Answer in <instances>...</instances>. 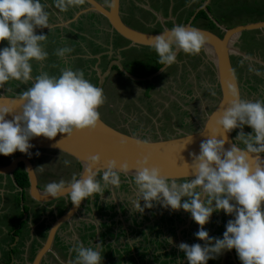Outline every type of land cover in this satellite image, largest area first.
<instances>
[{
    "label": "clouds",
    "instance_id": "1",
    "mask_svg": "<svg viewBox=\"0 0 264 264\" xmlns=\"http://www.w3.org/2000/svg\"><path fill=\"white\" fill-rule=\"evenodd\" d=\"M83 3L84 0H55L61 12ZM45 9L41 0H0V41L8 42V46L0 48V88L10 80L25 84L33 81L16 99L19 112L0 105V154L5 156L16 151L31 156L29 150L34 145L29 141L33 137L51 140L58 133L71 137L74 132L94 131L100 122L98 109L106 102L103 89L87 80L83 70L69 67L61 69L59 76L42 71L33 77L31 61L42 62L48 57L42 44L47 35L35 33L36 28H49V13ZM205 44L206 37L199 29L177 24L152 36L150 47L157 53L158 63L169 67L176 63L177 50L195 56ZM71 52L72 48L61 47L55 54L63 58ZM229 96L228 106L215 120L212 135L201 141L199 154L189 153L194 178L177 183L163 175L158 166L150 165L148 155L136 162L137 198L133 201L136 211L143 213L158 202L171 210L189 212L200 226L194 235L204 241L203 245L184 242L178 245L188 264H207L223 250L233 248L242 264H264V159L260 158L264 153V101L243 99L234 86H230ZM6 114L12 119H6ZM245 125L252 129L251 133L243 131ZM238 128L241 131L236 139L244 147L233 143L225 149L226 134ZM218 134L221 139H217ZM189 137L186 144L192 142ZM133 141L137 147L149 145L146 139L133 138ZM126 144L127 139H121L120 146ZM100 159L99 154L90 156L80 178L74 175L68 182H49L45 192L57 198L67 189L70 201L79 209L82 200L97 193L103 195L109 186L119 187L120 173H127L129 164L125 161L118 166L116 160L109 159L105 167H96ZM63 163L67 166L70 161ZM101 171L103 184L97 179ZM183 197L187 199L182 201ZM219 210L234 219L227 221L223 238L210 237L204 225ZM99 245L93 249L77 242L70 249L76 253L73 264H101Z\"/></svg>",
    "mask_w": 264,
    "mask_h": 264
},
{
    "label": "rangeland",
    "instance_id": "2",
    "mask_svg": "<svg viewBox=\"0 0 264 264\" xmlns=\"http://www.w3.org/2000/svg\"><path fill=\"white\" fill-rule=\"evenodd\" d=\"M155 0H141V4L146 5L147 8H152L154 10V8H157L158 5L156 6V2H154ZM201 0H194V2L191 3H187V1H182V0H176L175 2H172L173 5L171 7V14L170 16H172L173 18H177L178 20H182L183 17L189 15L190 11H192L194 9V7L200 2ZM132 2V1H131ZM131 2H127V0H122L123 3V9H125L127 11V20H129L133 26L136 27H142L139 23L134 21V17L133 14H136L138 16L139 11H141V9L139 8V6L134 7L133 3ZM138 3H140L139 1H137ZM209 5V12L210 14H212L216 19H218L219 22H221L222 24H224L225 26H234L237 24H245L248 22H254V21H258L261 19H264V0H207L206 1ZM127 3V6H126ZM148 3V4H147ZM126 7V8H125ZM161 8V7H160ZM167 9H165L166 12ZM150 19H152L151 15ZM128 21V22H129ZM203 25H205L203 23ZM214 31H218L217 28H213ZM220 32V31H219ZM254 38H253V37ZM264 32L261 33H255L254 35L251 34V32H243L239 37H238V46L239 49L245 54L248 55L250 58L249 59H254L255 61L259 60L257 57L250 55L249 53L255 54L256 56H261L262 58H264V45L262 44V42H264ZM50 42L54 45V50L61 48V47H68L70 46L71 48H74V46L72 45L71 42H69V44L65 43L63 39H61L59 37V34H57V37L53 38V35L50 36ZM1 44H5V46H8V42L7 41H0V45ZM68 45V46H66ZM148 50L145 51H141L139 54V58L137 59V63L133 64V69L132 72L134 73V75L142 77L145 74H148V72H150L151 70L149 69V66H153L155 67L158 64V59L156 57L153 56H148L149 54L147 53ZM201 53H203L201 51ZM55 54V53H54ZM203 55V54H201ZM188 55L185 54L183 51L180 52L177 56V60L183 63V75L188 76L189 74V70H192L191 72H193L195 74V82H197V77H201L202 74L204 76H202L200 78V83L203 84V90H199L200 92V96H202L201 98H203V100L205 101V112L207 113L213 106V104H215L217 97H218V90L215 87V83H214V78H213V70H212V65L210 63V61L207 60V58L203 55ZM55 56H57L55 54ZM114 56L116 57H120L122 60L125 59V55L121 54V52L119 54L114 53ZM197 57H199L200 61V69H192L191 67V63L192 60L197 61ZM202 57L204 60H202ZM56 58V57H55ZM53 59L54 61H49V66L50 68H52V70L54 71L53 68H56V66L59 64V62H57L56 59ZM244 60H246L244 58ZM243 60V58L241 56H238L237 54L232 56V61H233V65L235 68V72L240 84V92H241V98L243 99H248V100H262L264 101V61L260 60L261 62H263V65H261V67L258 68H254V66H252L250 63H246ZM56 61V62H55ZM32 63V72L34 76L38 75V67L40 62H37L35 60L31 61ZM247 64H249L252 68V70H247ZM79 65V63H78ZM189 67V69H188ZM174 70H176V67H172L171 71L168 72H163L162 74L158 75V79H152V83L157 84L158 82L160 84H164L166 83V80L168 77H172L175 75V73H171V72H175ZM212 70V71H211ZM212 72V73H211ZM140 73V74H138ZM117 75H119V73L117 72ZM122 79V80H121ZM121 79H117L115 78V82L110 79V84H112L113 86H117V88H119L118 90L115 89L116 92L118 91H126L127 92V88L126 87H122L116 83H124V84H129L130 81L128 80V77H121ZM191 79V77L189 78ZM185 81V80H184ZM14 80H10L6 85L9 87V85L11 86L10 91L11 92H17L20 91V88L23 87V85H21V83H14ZM138 83L141 84V81H136ZM193 82H191L192 84ZM136 85V87L141 86V85ZM143 84V83H142ZM135 86V85H134ZM143 86L145 87V85L143 84ZM197 87V86H196ZM107 88H109L110 90L112 89V87L110 85L107 86ZM143 89V87H142ZM197 89V88H196ZM115 91L113 90L112 94L115 93ZM211 91L215 92V95L211 94ZM201 92H204V94L201 95ZM138 96L139 93H138ZM151 97L152 99L150 100V98L145 97H141L139 98V100H137L135 98V103L133 104L132 102L126 100L124 98L123 95H119L117 96V98L119 99L118 101H114L113 103H118V104H122L123 106V112L131 115L134 114L138 123L136 124V127L132 128V126H129V130L135 132V133H141V132H145L148 130L149 135H153V128H154V124L158 125V128L162 129L164 132V137H168L171 135H177L179 134V131L177 130V128L183 127V129H185L186 131L192 130L194 129L196 123H197V118L199 116V114H201L203 112V107L204 104L201 101H198L197 99L193 101V98L190 96L189 100H184V102H188L190 105L191 110L194 109V111L196 112L195 114L198 115L196 116V118L194 119V121L191 124H185L183 122V116L181 115V110L182 108L180 107V105L177 104V106H171L170 104L167 105L166 102L167 98L166 95H162L161 92H159L158 94H155L154 92H151ZM196 97V96H195ZM205 98V99H204ZM181 99V98H180ZM161 103L163 105H161ZM112 104L111 108H114ZM119 106H116V110ZM115 109V108H114ZM115 110V111H116ZM200 110V113H198V111ZM101 111V110H100ZM200 124V123H199ZM153 127V128H152ZM180 130V129H179ZM241 131V129H234L232 132V135L234 137V140L241 145L242 147L243 144L236 139L237 133ZM243 131L245 133H251L252 129L248 126L245 125L243 127ZM51 153L56 157V162H51L54 163V168H53V172L51 174V172H49V174H46L43 176V178H45V185L48 184L49 182H59L60 180H64L65 182H68L72 179V177L74 175H76V163L73 162L72 158H70L69 156L61 153V152H57V151H51ZM64 160H68L70 161V164L65 166L63 161ZM69 167V168H68ZM51 168V167H50ZM50 175V176H49ZM177 182V181H176ZM177 183H181V182H177ZM10 187V185H9ZM123 191V192H122ZM136 186L131 185V187H124V188H120L118 190H116V192L113 194V196H116V193H119L120 195H122L121 197L124 196V199L122 200L124 202L125 205V211L126 214L129 215V212H133V214H135L136 209L133 207V201L136 200ZM108 196L106 195H99V199L104 200L106 199ZM184 199H187L186 197L182 198V201ZM95 203V201H94ZM100 203V202H99ZM141 206H143L144 202L143 200L140 201ZM94 205V204H93ZM91 206V204H90ZM94 209H96L97 211H102L104 213H107L106 217L109 218L110 214L108 213V210L111 209V207L109 208V206H98V204H96L94 206ZM113 209V208H112ZM62 209H60L61 211ZM79 211H82L83 208L78 209ZM148 210H153L152 214L149 213ZM179 211H183V209H180ZM171 212L170 208H165L162 207L161 205H159L157 207V203L154 202V206L152 208H145L144 209V213H149V220H145L142 222H144L140 227L144 226V227H149V231H147V233L151 234V238H146L143 239V241L145 242V248L143 249L142 253L139 255L140 257H145L146 259L150 258V254L152 251H150L151 249H159L157 251H155L154 254V264H176V260L179 257V260L182 262L183 259L186 257L184 252H182L181 250L179 251V254L177 256V250H170V251H166L165 248L167 245H165L164 242L158 240V239H153V236H157L159 235V230L165 232V224L163 223L165 216H169V213ZM172 212H174V219H172V223H174L173 221L178 220L179 218H177V210H173ZM181 214V213H180ZM151 215V216H150ZM221 216V217H220ZM161 217V218H160ZM182 220H178L179 223H174V231L173 232H181L179 229H182V232H184V229L189 231V232H193L194 229L196 228H200L199 225L195 222L192 221V217L191 214L189 212H186L185 214H182ZM221 218V222L219 224V226H217V222H218V218ZM234 219V216L232 215H226L225 212L223 213V210H219V211H214L210 217V220L207 224L204 225V229L206 231H208L209 235L212 233L213 235H211L210 237H215V238H222L223 237V233L226 230V223L229 219ZM73 219H75V217H71L70 223L73 221ZM192 219V220H191ZM129 220V217L127 218V221ZM192 222H191V221ZM165 221H171L169 220V218ZM152 222H155V225H158L159 223H162L159 225L158 227H155L154 224H150ZM171 223V222H170ZM169 223V224H170ZM136 225V222L134 223ZM94 224L93 226L90 227V229H94ZM133 226V225H132ZM137 226V225H136ZM150 226H154V227H150ZM187 226V227H185ZM101 238H102V247L104 248V242L106 237L108 236V234L112 233V223H108L107 220H103L101 225ZM184 228V229H183ZM66 231H69L70 228L67 226L65 227ZM213 230V231H212ZM143 231V230H140ZM77 231H73L71 232L68 236H70L71 238L76 239L77 238ZM197 231H194V233H196ZM78 233V232H77ZM91 233H95V231H92ZM194 233H192L193 235V239H192V235H184L183 237H177L176 235H173L174 239H171V244H173L175 247H178V245L182 242L187 243L189 245H192L194 243H200L201 245L204 244V241L199 240ZM165 235V237H167V234H162L157 236L156 238H159L160 236ZM180 235H182L180 233ZM121 236V234H117V236L114 238L115 242L113 244H116L117 242H119V237ZM60 237V236H59ZM146 237V236H144ZM109 239V238H108ZM190 239V240H189ZM192 239V240H191ZM83 240L86 241L87 237L86 235L83 236ZM109 244H107V248H108V252L110 253V259L113 260L115 257L117 258L116 261H114V264H123L122 259L128 255V251L127 249L125 250L124 253L118 251V250H114L112 251L110 248L111 243L108 242ZM62 244V248L61 250L63 251V256L59 255L58 258H55V260H57V264H73V262L75 261V257H76V253L73 251V258H71V260L69 258H67V254L69 252H65L64 250V246L65 243H61ZM64 247V248H63ZM161 248V249H160ZM66 249V248H65ZM70 250V249H68ZM130 251H132V249L130 248ZM159 252H162V254H158ZM234 253L237 255V259L235 257H233ZM102 254V253H101ZM108 253L105 254V257L107 258ZM137 254V253H136ZM133 257H135L134 255H132ZM158 256V257H157ZM102 258V263L106 264V259ZM160 257H162L163 259H160ZM113 258V259H112ZM54 261V257H52L50 254H47L45 261V264H50V261ZM60 260V261H58ZM119 260V262H118ZM219 260V263H218ZM227 260L230 262L232 261L233 264H242V261H240L238 254L236 252V250L233 248V250H223L221 254H219L215 259L214 262L215 264H231L229 262H227ZM133 262H134V258H133ZM213 261H207V264H213ZM113 264V263H111ZM135 264H137L135 262ZM184 264H188V261L185 260Z\"/></svg>",
    "mask_w": 264,
    "mask_h": 264
},
{
    "label": "water",
    "instance_id": "3",
    "mask_svg": "<svg viewBox=\"0 0 264 264\" xmlns=\"http://www.w3.org/2000/svg\"><path fill=\"white\" fill-rule=\"evenodd\" d=\"M84 5H86V10L101 15L107 22L111 32L127 40L129 45L150 46L152 36L158 35L161 32H166L176 25L174 24L172 27L163 26L161 30L156 32H145L134 29L121 19L119 0H108L106 4H102L98 0H84ZM203 11L220 33L208 28L193 25L192 19L195 13L183 25L199 29L206 37V44L201 51L213 67L212 72L215 87L218 90V97L215 104H213L202 122L198 125L197 129L189 132H179L177 135L168 137L160 135L149 137L118 126L100 114V122L94 131L89 132L84 130L74 132L71 137H65L66 134L58 133L57 136L51 140L43 136L33 137L29 141V143L34 145L31 149L54 150L69 156L79 165V170L76 175L77 178H80V176L84 174L85 168L89 163V157L96 154H99L101 157L96 167H105L109 159L116 160L118 166L119 163L126 161L129 164V171L127 173L121 172L120 175L129 180L134 179L136 162L145 155L149 156L150 165L158 166L162 170V174L170 177V179L178 181L181 179L187 180L194 178L189 166L191 164L189 153L199 154V145L201 141L206 140L212 135V130L216 127L215 120L228 106V101L231 99L229 96L230 86H234L241 96L239 82L233 68L232 56L237 54L242 58L254 60L249 59L250 57L239 49L237 45L238 37L243 32L264 29V19L227 27L212 17L207 8H203ZM178 51L179 50H177V52ZM257 61L261 64L263 63L259 60ZM115 64L123 75L136 81L150 80L161 72V68H165L163 65L153 73L139 77L123 69L118 62L115 61ZM103 77V74L99 76L97 87L101 88ZM19 95L20 94H5L0 92V105L13 107L16 112H19V101L16 100ZM6 119H12V116L6 114ZM232 132L233 130L226 134L227 140L225 142V149H229L233 143L242 147L234 140ZM189 136H191L192 142L186 144L190 138ZM123 138L127 139V144L121 147L120 141ZM133 138L146 139L149 141V145L146 147H137ZM221 138L222 137L218 134L217 139ZM252 155L255 156L256 154ZM260 158L264 159V153L260 154ZM18 161L24 163L29 181L30 196L40 202H47L55 199L48 195L45 189L36 188L35 176L31 164L24 156H16L9 162V165L0 166V173L9 172L11 175ZM93 170H95V168ZM99 174L102 175V171ZM67 196L69 195L66 189L64 194L59 197L66 198ZM77 210L78 208L71 202L68 209L56 218L54 222H51L45 241L36 250L29 264H39L41 258L51 250L53 233L57 226L71 219L73 214L77 213Z\"/></svg>",
    "mask_w": 264,
    "mask_h": 264
},
{
    "label": "crops",
    "instance_id": "4",
    "mask_svg": "<svg viewBox=\"0 0 264 264\" xmlns=\"http://www.w3.org/2000/svg\"><path fill=\"white\" fill-rule=\"evenodd\" d=\"M128 1H132L134 7L137 8V6H139V8L144 9L152 14L155 13L156 16L159 17V15L155 12L156 10L154 11L152 8L150 7L147 8L146 5L141 4V0H127V2ZM137 1H139L140 3H138ZM206 1L207 0L203 2L202 6L200 7V10L201 9L203 10V8H206V7L208 10L209 6ZM41 3L46 5L45 10L49 13V28H36L35 33L36 34L43 33L47 35V40L42 42V44H43L44 49L48 52V57L46 60L40 62L39 67H38V75L40 74V72L43 71V72H48L49 75L59 76L61 69L70 67L73 70H77V69L83 70L85 74V78L96 86L99 76L103 74L104 77H103L101 88L104 91L106 102L98 110L103 117L115 123L116 125L121 126L126 129H129V126H132V128L133 127L135 128L136 124L138 123V120L134 118L135 117L134 114L128 115L124 113L122 104H118L116 102L113 103L115 100L119 102V99L117 98V96L119 95L120 96L123 95L126 100L130 102L133 101L135 103L136 102L135 98L139 100V98L146 96L150 98L151 100L152 99L151 92H154L155 94H158L159 92H161L162 95L163 94L166 95V98L168 101L166 102L167 105L169 104L171 106H177V104L180 105V107L182 108L181 115L183 116V122L185 124H191L196 118V116H198L195 114L196 112L194 111V109L191 110L189 103L184 102V100H189L191 96L193 98V101L197 99L198 101H201L203 104L205 103L203 98H201L202 96H200V92H199V90L204 89L203 88L204 85L201 84L199 81L200 78L204 76L203 74L201 77L198 76L197 82H195V74L191 72L192 70L188 71L189 72L188 76H190L191 79H189L190 77L183 75L184 71H182V74L179 73V74H175L172 77H168L166 80V83L164 84H160L159 82L157 84L152 83V87L150 88H147V86L144 87L143 84H140L136 82V80H133L128 77V80L130 81L129 84L116 83L122 87L128 86L126 87L127 92L126 91L116 92L115 89L118 90L119 88H117V86L115 87L112 84H110V79H112L115 82L116 81L115 78L121 79V77H127V76L120 74L119 72H118L119 75H117V71L115 69L111 70L110 63L108 62V60H110V58L112 57V55H114V53L119 54L121 50L123 51L125 47L122 41L119 40V38H116L114 33L111 32L107 22L105 20H102L97 14L86 10L85 8L86 5H83V4L70 7L67 11L61 12L55 6V0H41ZM197 11L198 9L196 8L194 13H196ZM211 16L214 17L212 14ZM133 17L134 19H136L137 15L133 14ZM197 26L201 27L198 24ZM261 32H264V29L258 30V33H261ZM57 34H59V37L63 39L66 44L67 43L69 44V42H71L72 45L74 46V48H72V52L66 54L65 57L63 58L55 56L54 53L56 49L54 50V47H53L54 45L50 42V36L53 35V38H54V37H57ZM3 47H5V44L0 45V48H3ZM201 54L203 53L200 52L198 56ZM249 54L257 57L259 61L260 60L264 61V59L261 56H256L255 54H252V53H249ZM54 58L57 60V62H59V64L56 66V68H53L54 69L53 71L52 68H50L48 63L49 61H54L53 60ZM202 60H204L203 57H202ZM199 61H200L199 57H197V61L192 60V63L190 64L192 69L194 70L200 69L201 66L199 64ZM244 61L246 63H250L252 66H254V68H258V67H261V65H263V63L261 64L260 62L255 61V60L246 59ZM247 67H248L247 70L253 68L249 64H247ZM130 73L134 74L133 72H130ZM32 75H33V72H32ZM33 77L35 76L33 75ZM191 82L193 83L191 84ZM14 83H21V82L14 80L12 84ZM32 83L33 81H29L26 84L21 83L23 87H21L20 91H17V92H11L10 91L11 86L9 85L8 87L7 85H5L4 88H0V92H3L5 94H21L23 91L31 87ZM137 84L138 85L140 84L141 86L136 87ZM108 85L112 87L111 90L107 88ZM113 90L115 91L114 94H112ZM138 93L140 96H138ZM202 94H204V92H201V95ZM112 104L119 106L117 110H116V106H113L115 109L111 108ZM161 105L163 104L161 103ZM202 107H203V112L199 114L197 118V123L194 129L192 130L197 129L199 123L202 122V120L204 119L206 115L205 104ZM198 113H200V110L198 111ZM177 130L179 132L192 131V130L186 131L181 126L180 128H177ZM153 132H154L153 135L147 134L149 133L148 130L145 132H141V134L149 136V137H156L157 135L164 137L163 130L158 128L157 124H154ZM123 199H124V196L119 197V200L122 201ZM159 205L160 204H158L157 207ZM125 210L126 209L124 206L121 209L122 212L117 211V215H115L114 217L113 216L111 217V215L109 218L105 216L102 217V221L107 220L108 223L110 222L112 223V229H111L112 233L108 234V236L106 237L105 239L106 243L108 242L111 243L110 248L112 251L118 250L124 253L125 250L127 249L129 253L127 256H125L122 259L121 262H123V264H135V262L137 264H154L153 263L154 261L153 253L159 249H155V248L151 249L150 251L152 252L150 254V258L148 259H146V256L144 258L139 256L142 253L143 249L145 248L144 246L145 242L143 241V239L152 237L151 234L147 233V231H149V227H144V226L140 227L144 223L142 222V220L143 221L149 220V217H148L149 213L146 214L144 212L141 213L138 211V212H135V214H133V212H129V215H128L126 214ZM108 211H111V210H108ZM185 213L186 211L181 213V215ZM76 215L77 216H75L74 222H77V223L80 222L81 220H85L87 224L94 223V225H97L98 222L101 223L100 218L96 217L94 214H91L90 211H87V208L85 206L83 207V210L78 211ZM128 217H129V220L127 221ZM167 219L168 218H164V221H163V223L165 224V232L159 230V233L161 232L162 234H167V237L163 235V236H160L159 238H156L157 236L161 235L160 233L157 236H153V239H158L164 242L165 245H167L165 250L168 248L166 251L177 250V256H178L180 250L178 249V247H175L173 244L169 243V238L174 239L173 235L174 236L176 235L177 237L178 236L183 237L184 235L187 236V233L189 231L183 228L185 232L183 233L182 229H179L182 235H180L179 232H173L174 223H179L178 220H182V218L173 221L174 223H172L171 221H168V222L165 221ZM169 220H171V218H169ZM135 222L137 226L134 224ZM150 224H154L155 227L159 228V225L162 223L155 225V222H152ZM73 226L74 225L70 224L69 228L74 229ZM154 226H150V227H154ZM87 227H90V224L87 225ZM74 230H72V232ZM140 230H143V231H140ZM117 234H121V236L119 237V242H117L116 244H113L115 242L114 238L117 236ZM75 243H76L75 239L70 238L69 249H72ZM65 246L68 247V245H65ZM130 248L132 249V251H130ZM100 250L102 253L101 254L102 258H104L105 254L108 253L107 254L108 257L107 258L105 257L106 259L105 263L114 264V261H116L117 258L116 257L114 259L112 258L113 260L110 259V253L108 252L107 244L105 245V248H100ZM68 252L69 253L67 254V258L71 260V258H73V253H72L73 251L68 250ZM158 254H162V252H159ZM132 255H134L135 257H133ZM133 258H134V262H133ZM160 259H163V258L160 257ZM185 260H187L186 257L181 262L178 257L176 260V264H184ZM101 264L103 263L101 262Z\"/></svg>",
    "mask_w": 264,
    "mask_h": 264
},
{
    "label": "flooded vegetation",
    "instance_id": "5",
    "mask_svg": "<svg viewBox=\"0 0 264 264\" xmlns=\"http://www.w3.org/2000/svg\"><path fill=\"white\" fill-rule=\"evenodd\" d=\"M102 4H106L108 0H98ZM176 0H155L157 8H154V11L159 15V17L156 16L155 13H150L144 9H141L139 11V14L136 19H134L135 22L139 23L142 27H136L133 26L132 23L127 20V11L123 10V3L122 0H119V10L121 13V19L129 26L133 27L134 29H138L145 32H156L162 29L163 26L165 27H172L174 24H184L186 23L189 18L194 14L196 8L198 11L200 10V7L202 6L203 2L205 0H201L192 11H190L188 17L184 16L182 20H178L176 17L173 18L170 16L171 14V7L173 5L172 2H175ZM187 1L188 3H193L194 0H182ZM131 2V1H129ZM133 3V2H131ZM84 5V3H83ZM210 4H208L209 6ZM121 6V7H120ZM127 6V4H126ZM207 6V5H205ZM161 7V8H160ZM126 8V7H125ZM207 8V7H206ZM165 9L166 12H165ZM202 10V9H201ZM89 11V10H88ZM197 11V12H198ZM91 12V11H90ZM195 13L192 24H197V19H195V16L197 14ZM94 13V12H92ZM97 14V13H95ZM102 20H105L101 15L97 14ZM152 19H150V16ZM129 21V22H128ZM219 22V21H218ZM221 23V22H220ZM222 24V23H221ZM197 26V25H195ZM214 31V30H213ZM216 32V31H215ZM217 33H220L219 30ZM115 35V34H114ZM116 38H119V40L122 41L124 44L125 49L121 52V54L125 55V59L122 60L119 56L116 57L112 55L110 60L108 62L110 63V69L116 70L120 74H122L118 68V66L115 64V61L118 62V64L125 70L132 72L133 64L137 63V59L139 58V54L141 51L148 50V56H153L158 59V55L155 52L154 49H152L150 46H144V45H129L128 41L123 39L122 37L115 35ZM121 43V42H120ZM238 45V44H237ZM240 46V45H239ZM238 46V47H239ZM119 52V53H120ZM182 52L179 50L177 52L178 54ZM264 59V58H263ZM158 61V60H157ZM112 62V63H111ZM183 63L176 60V63L172 64L169 67H165L164 71H161L159 74H162L163 72L171 71L172 67H176L175 74H182L183 71ZM163 65H159L158 68L162 67ZM157 68V69H158ZM234 68V65H233ZM149 69L152 70L153 66H149ZM156 69V70H157ZM154 70V71H156ZM153 71V72H154ZM212 71V70H211ZM148 72V74L153 73ZM235 72V68H234ZM140 74V73H138ZM145 74V75H148ZM158 74V75H159ZM144 75V76H145ZM158 75L152 77L150 80H147L149 83H152V79H156ZM236 75V72H235ZM237 78V75H236ZM238 80V78H237ZM239 82V81H238ZM240 86V84H239ZM32 155L29 156L27 154L21 153L19 151H16L15 153L5 156L3 154H0V166H6L9 165V162L16 156H24L29 163L31 164V168L33 170L34 176H35V186L39 189H45V178H43L44 175L49 174V172H53L54 163L56 162V157L51 153V151L54 150H46V149H30L29 150ZM39 151V155L37 156L35 153ZM51 162H54L51 164ZM51 167V168H50ZM69 168V167H68ZM21 170L25 173V178L27 181V184L25 186H19L17 181L14 178L15 171ZM79 170V167L76 168V175ZM12 175V177H11ZM11 175L9 172L6 173H0V264H29L36 252V250L41 246V244L45 241V238L47 236V233L50 228L51 222H54L56 218H58L65 210L68 209L69 205L71 204L69 196L66 198H55L53 200L47 201V202H40L35 199H33L29 194V181L27 177V173L24 168V163L22 161H18L16 163L15 168L12 170ZM75 175V176H76ZM50 176V175H49ZM101 174L97 175V179L101 181V184H103V181L101 180ZM121 184L119 187H113L109 186L105 189V192L103 195H107L108 197L101 201L99 199V193L94 194L93 196L82 200L81 206H79V209L83 208L84 206L88 208V210L91 212V214H94L96 217L100 218L102 223V217H106L107 213H104L102 211H97L94 209V206L98 204V206H109L111 207V211H108L110 213L111 217L117 215V211H121V209L125 206L124 202L119 200V197L122 196L119 193H116V196H113V194L118 189H122L126 186L131 187V185L136 186L134 183V179H127L120 175ZM180 182V181H179ZM10 185V187H9ZM122 186V187H121ZM123 192V191H122ZM119 200V201H117ZM95 201V203H94ZM100 202V203H99ZM157 205L159 204L156 202ZM91 204V206H90ZM94 204V205H93ZM113 208V209H112ZM60 209H63L60 211ZM123 211V210H122ZM121 211V212H122ZM149 213H152L151 210H148ZM169 213L170 216H165L163 218H171L174 219V212ZM125 213V211H124ZM177 218H182L180 213H183V211L177 210ZM224 213V211H223ZM77 216L74 214V217ZM73 217V216H72ZM176 217V216H175ZM221 217V216H220ZM218 218L217 226H219L221 222V218ZM233 219V218H232ZM69 219L67 222H64L57 226L53 233L52 243H51V250L48 251L40 260L39 264H45V258L47 254H50L52 257H54V261H50V264H57V260L55 258H58L59 255L63 256V251L61 250L62 242L65 243V245H68V247L64 246L66 249L65 252L67 254L70 244V236H68L72 230L75 229L77 238L75 239V242H82L85 247H92L95 249L97 247V244H100L99 247H102V238H101V223L98 222L97 225L94 226V229H90V227H87V225L90 224V226H93L94 223H86L85 220H81L80 222H74L70 223ZM192 220V219H191ZM190 220V221H191ZM194 221V220H192ZM191 221V222H192ZM71 225H74V229H70L69 231H66L65 227L67 228ZM200 227V226H199ZM205 228V227H204ZM199 228L194 229V231H198ZM92 231H95V233H91ZM193 232H188L187 235H192ZM213 231V230H212ZM86 235L87 240H83V236ZM213 235L212 233L209 235ZM60 236V237H59ZM223 238V237H222ZM193 239V235H192ZM191 239V240H192ZM190 240V239H189ZM75 243V244H76ZM106 243V240L104 244ZM109 244V243H106ZM105 244V245H106ZM104 245V248H105ZM179 249V248H178ZM180 250V249H179ZM233 249H231L232 251ZM182 251V250H181ZM183 252V251H182ZM233 257L237 259V255L234 253ZM213 261L214 259H209L208 261ZM60 261V260H58ZM227 262H229L227 260ZM219 263V260H218ZM229 263L233 264L232 261ZM215 264V262H214Z\"/></svg>",
    "mask_w": 264,
    "mask_h": 264
},
{
    "label": "trees",
    "instance_id": "6",
    "mask_svg": "<svg viewBox=\"0 0 264 264\" xmlns=\"http://www.w3.org/2000/svg\"><path fill=\"white\" fill-rule=\"evenodd\" d=\"M195 19H197V24L203 28H208L210 30H213V28L215 29L216 27L214 26V24L212 23L211 20L208 19V17L206 16L205 12L203 10H199L195 16ZM218 21V19H216ZM203 23L205 25H203ZM195 24V25H197ZM229 27V26H227ZM247 32H251L252 35H254L255 33H258V30H254V31H247ZM253 37V36H252ZM254 38V37H253ZM262 44L264 45V42H262ZM159 63L153 67V69L150 72H153L154 70H156L159 67ZM212 73V72H211ZM158 79V78H157ZM144 84L145 87L147 86V88L152 87V83H149L147 80L145 81H141V84ZM148 98V97H147ZM73 160V159H72ZM74 163H76V168L79 167L78 163L73 160ZM15 180L17 181V183L19 184V186H25L27 184L26 178H25V173L23 171L16 170L15 171V175H14ZM184 182V179L178 180L177 182ZM122 187V186H121ZM63 210V209H62ZM91 227V226H90ZM214 264V260L212 262Z\"/></svg>",
    "mask_w": 264,
    "mask_h": 264
}]
</instances>
